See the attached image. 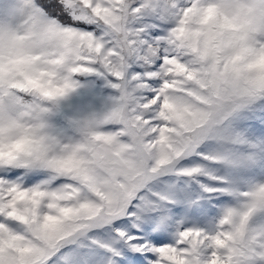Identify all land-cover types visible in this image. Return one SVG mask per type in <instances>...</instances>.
Segmentation results:
<instances>
[{
  "label": "snow or ice",
  "instance_id": "snow-or-ice-1",
  "mask_svg": "<svg viewBox=\"0 0 264 264\" xmlns=\"http://www.w3.org/2000/svg\"><path fill=\"white\" fill-rule=\"evenodd\" d=\"M0 264H264V0H0Z\"/></svg>",
  "mask_w": 264,
  "mask_h": 264
}]
</instances>
